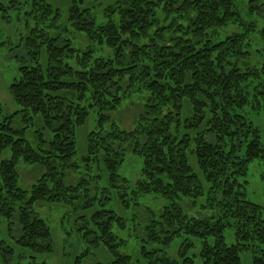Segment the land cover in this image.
<instances>
[{"label": "trees", "instance_id": "1", "mask_svg": "<svg viewBox=\"0 0 264 264\" xmlns=\"http://www.w3.org/2000/svg\"><path fill=\"white\" fill-rule=\"evenodd\" d=\"M70 1L68 27L94 44L105 43L113 58L94 57L93 46L77 51L58 23L59 10L32 0L37 22L27 25L21 40L30 63L19 66L9 85L19 109L5 115L0 103V215L11 233L16 219L21 234L10 238L36 253L51 252L50 230L35 203L75 206L80 200L79 209H90L99 232L86 238L105 247L112 264H180L156 255L167 254L159 245L178 239L183 264H241V253L250 249L252 264H264V208L247 198L237 179L249 163L264 159L260 129L246 117L248 107L264 113V26L256 40V21L248 19L262 15V1L112 0L101 23L86 0ZM0 11L7 12L1 1ZM124 98L133 100L124 104ZM123 106L133 111L127 125L115 115ZM92 111L97 126L87 135L85 169L103 164L124 208L130 201L140 208L143 196L154 199L155 207L142 206L146 219L134 215L143 221L132 227L141 228L140 259L119 253L114 223L120 229L123 223L116 210L105 208L108 197L93 195L90 181L71 182L66 173L79 172L72 160L76 133ZM37 118L43 126L33 145L23 124L37 126ZM126 153L142 158L134 181L118 172ZM19 161L41 169L28 189L18 182ZM95 201L99 208L93 210ZM227 229L233 231L230 244ZM4 248L0 243L3 256L12 252ZM27 264L46 263L32 257Z\"/></svg>", "mask_w": 264, "mask_h": 264}, {"label": "rangeland", "instance_id": "2", "mask_svg": "<svg viewBox=\"0 0 264 264\" xmlns=\"http://www.w3.org/2000/svg\"><path fill=\"white\" fill-rule=\"evenodd\" d=\"M3 6L7 9V12L0 11V103L3 108V114H11L14 110H18L19 106L16 105L9 92V85L14 82L15 79L19 77V66L23 62L30 63L28 56L25 55L23 50V45L21 40L23 36L28 34L27 25L29 27H34L37 20L33 18L31 12V2L32 0H0ZM51 5L53 10L58 9L60 12V20L58 23L60 26L67 27L66 36L71 38L73 45L77 48V51H83L86 47L93 46V56L96 58H103L105 60L113 58V50L103 43L94 44L83 34L76 33L68 27L67 21V11L71 4L70 0H47ZM264 4V0H261ZM86 6L91 9V14H95L98 22L104 21V12L106 13L107 8L111 7L112 0H86ZM13 3V5H12ZM254 14V13H253ZM253 14L248 17L255 19L257 26V32L253 33V36H259L260 29L264 26V11L261 16H254ZM251 36L252 40L254 37ZM260 40V39H259ZM261 43V42H260ZM253 45V44H252ZM261 45V44H260ZM260 46L253 45V49ZM264 53V50H262ZM255 52V51H253ZM46 52L42 51L41 61L45 62ZM138 96L141 93H136ZM134 95L132 98L138 99L139 97ZM124 98V104L131 102L133 99ZM141 104L135 107L134 111L137 112ZM123 109L115 114L119 115L127 124L130 123L132 110L130 108L122 107ZM249 110L246 117L248 120L252 121L260 129L261 141L264 143V113L261 111L255 112ZM97 115L95 111H92L89 115L86 123L77 129L76 142H77V153L73 157V161H76L79 166V172L67 171L71 182H76L78 179L85 178L90 184V189L93 195L101 196L105 195L108 197V204L105 206L106 209L113 208L120 215L119 219L122 221V229L117 228L119 225L114 223V228L118 231L120 237V243L122 245L118 248L120 254L129 256L132 260L139 259L143 257L140 255L141 243L138 239L142 233L139 224L143 221L137 219L134 215H141L142 219H146V213L143 210L144 206L153 207L154 199L150 195L140 197V203L142 206L138 208L130 201L127 208H124L120 203L118 204L115 194H112V188L109 187L108 173L104 169L103 164L100 170L97 168L98 164L96 162L89 163L91 165V170H86L85 164L82 160L83 157L87 156V135L90 130L96 129L97 126ZM37 126L30 124H23L25 127V135L31 142V144H36V139L34 138L35 130H41L43 123L40 118L36 119ZM127 127V126H124ZM46 135H48L46 133ZM49 136V135H48ZM1 159V156H0ZM142 166V158L138 157L132 153H126L122 163L119 165V174L125 176L128 180L134 181L140 173V168ZM18 173V182L25 189L32 187L38 176L41 173L39 166L32 164H25L19 161L16 167ZM238 181L244 185L245 193H247V198L253 202L259 203L264 208V159H257L248 164V170L245 175L238 176ZM243 187V186H242ZM115 193V192H114ZM113 197V198H112ZM113 199V200H112ZM76 205H68L64 203H52L50 201H38L35 203V211L40 218H42L48 225L50 234L52 237L53 249L51 252L36 253L27 247H21L15 243L14 238H18L21 234L19 232L17 220L14 219L12 226V233L9 230L8 221L0 215V243L4 242V249H11L12 252L8 255L0 251V264H27L31 261L32 257L38 262H45L46 264H112V254L103 247L99 245L94 247L88 241L90 236L99 235L96 224L92 219V215H87L90 213V209L84 211L79 209L78 203L80 200L75 202ZM157 203V205H159ZM155 207V206H154ZM99 208V203L95 201L93 210ZM189 209V208H188ZM142 211V212H141ZM190 211V210H188ZM192 211V210H191ZM190 211V212H191ZM86 214V215H84ZM16 217V215H15ZM141 219V218H140ZM139 224L136 226L138 229L134 230L132 227L135 223ZM134 225V226H133ZM11 236L14 238H10ZM95 234V235H94ZM225 237L227 243L234 242L233 231L227 229L225 231ZM182 239L173 241L168 246L159 245L158 249L163 247L167 254L160 251H156V255L160 257H170L179 259L180 264H183L181 258H177L176 251L179 248V243ZM199 244L194 246L191 250L187 252V256H191L195 249L199 248ZM174 250V252L172 251ZM9 253V252H8ZM241 264H252V250H245L241 253ZM77 260V262H76Z\"/></svg>", "mask_w": 264, "mask_h": 264}]
</instances>
